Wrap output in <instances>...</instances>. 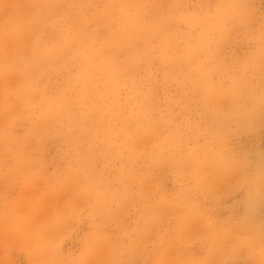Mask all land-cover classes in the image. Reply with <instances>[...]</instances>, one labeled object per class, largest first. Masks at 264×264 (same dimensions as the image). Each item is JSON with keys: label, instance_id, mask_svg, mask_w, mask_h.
Instances as JSON below:
<instances>
[{"label": "clouds", "instance_id": "obj_1", "mask_svg": "<svg viewBox=\"0 0 264 264\" xmlns=\"http://www.w3.org/2000/svg\"><path fill=\"white\" fill-rule=\"evenodd\" d=\"M0 264H264V0H0Z\"/></svg>", "mask_w": 264, "mask_h": 264}]
</instances>
